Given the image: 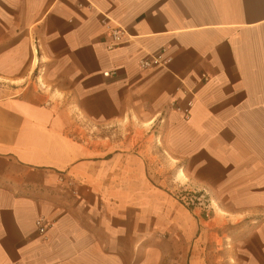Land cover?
<instances>
[{
	"label": "crops",
	"instance_id": "0c3cea01",
	"mask_svg": "<svg viewBox=\"0 0 264 264\" xmlns=\"http://www.w3.org/2000/svg\"><path fill=\"white\" fill-rule=\"evenodd\" d=\"M0 86V264H264V0H0Z\"/></svg>",
	"mask_w": 264,
	"mask_h": 264
},
{
	"label": "rangeland",
	"instance_id": "374dc122",
	"mask_svg": "<svg viewBox=\"0 0 264 264\" xmlns=\"http://www.w3.org/2000/svg\"><path fill=\"white\" fill-rule=\"evenodd\" d=\"M0 90H3V88L0 86ZM8 90V89H6ZM128 125V124H126ZM135 127L136 124L134 123ZM127 127H131L128 125ZM98 131L96 129L91 128L90 130L87 129L85 130V134H96ZM151 132H148V125L145 124L142 127H136L134 130L130 129H124L122 133V137L124 139H134V140H140V141H145L148 136H150ZM150 143H152L153 136L151 135L150 138ZM152 152V150H151ZM173 162H171V168H167V170H163L161 163L158 161H154L153 165L155 168L154 174L156 175V182L159 181L161 183L163 178L165 179V188L168 190V192L183 206H185L188 209H194V208H203L206 209V203L205 199L198 195L197 193L189 192L186 190L181 183L184 182L182 178L177 179V177H174V166ZM179 173V172H178ZM179 178V177H178ZM158 185H162L158 184Z\"/></svg>",
	"mask_w": 264,
	"mask_h": 264
},
{
	"label": "built area",
	"instance_id": "2783aa9c",
	"mask_svg": "<svg viewBox=\"0 0 264 264\" xmlns=\"http://www.w3.org/2000/svg\"><path fill=\"white\" fill-rule=\"evenodd\" d=\"M111 38V44L108 49H113L114 47L122 45L124 41V31L119 27L111 29L109 31ZM170 61L163 56V53H159L154 56H148L139 61V67L142 70H152L156 68H164ZM190 110V103L187 105L186 109H183V114L185 117L188 116ZM37 231L40 235H44L49 227L51 226L49 222L44 221V219H37L35 222Z\"/></svg>",
	"mask_w": 264,
	"mask_h": 264
},
{
	"label": "bare ground",
	"instance_id": "6f19581e",
	"mask_svg": "<svg viewBox=\"0 0 264 264\" xmlns=\"http://www.w3.org/2000/svg\"><path fill=\"white\" fill-rule=\"evenodd\" d=\"M180 176L182 177V174Z\"/></svg>",
	"mask_w": 264,
	"mask_h": 264
}]
</instances>
